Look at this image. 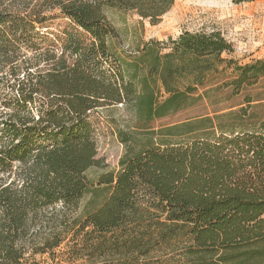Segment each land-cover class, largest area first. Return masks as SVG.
Segmentation results:
<instances>
[{
  "label": "trees",
  "instance_id": "1",
  "mask_svg": "<svg viewBox=\"0 0 264 264\" xmlns=\"http://www.w3.org/2000/svg\"><path fill=\"white\" fill-rule=\"evenodd\" d=\"M173 1L0 0V264L82 259L108 233L182 248L187 264H264V59L222 58L233 45L215 30L184 31L163 56L148 44L145 64L110 48L108 10L155 24ZM198 101L203 113L156 125ZM118 105L134 129H117L119 169L97 179L108 197L79 215L100 113Z\"/></svg>",
  "mask_w": 264,
  "mask_h": 264
},
{
  "label": "rangeland",
  "instance_id": "2",
  "mask_svg": "<svg viewBox=\"0 0 264 264\" xmlns=\"http://www.w3.org/2000/svg\"><path fill=\"white\" fill-rule=\"evenodd\" d=\"M107 15L117 31V36L109 40L111 50L117 56L135 57L142 64L151 60L149 55L142 52L146 45H152L163 56L169 51V41L177 39L184 31H219L233 45V52L222 53L221 57L231 58L239 65L264 59V0L241 4H234L232 0H174L171 8L155 24L148 19L139 18L131 11L110 9ZM138 75L145 76L146 69L140 70ZM147 80L149 84L160 87V97L166 96L158 75H152ZM183 81L186 83V79ZM179 83L183 85L182 82ZM261 91H264V81H260L254 89V93ZM204 105L202 102L195 103L193 107L165 115L156 121V125L183 123L186 119L203 113ZM100 114L102 122L96 139L99 166L91 167L85 172L89 190L80 201L77 212L79 215L93 211L108 197L110 187L98 185L97 179L104 172H116L119 169L125 145L120 142L117 129H134L135 117L124 106L108 108ZM115 234H106L105 246L99 250L87 247L82 259H77L76 251H71L66 257L70 254L73 256L62 264H187L181 255L182 248L155 244L154 240L137 246L117 245ZM91 237L92 235L87 236L88 239ZM66 250L63 244L57 252Z\"/></svg>",
  "mask_w": 264,
  "mask_h": 264
},
{
  "label": "crops",
  "instance_id": "3",
  "mask_svg": "<svg viewBox=\"0 0 264 264\" xmlns=\"http://www.w3.org/2000/svg\"><path fill=\"white\" fill-rule=\"evenodd\" d=\"M254 2V1H253ZM248 3V2H247Z\"/></svg>",
  "mask_w": 264,
  "mask_h": 264
}]
</instances>
